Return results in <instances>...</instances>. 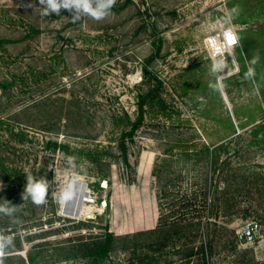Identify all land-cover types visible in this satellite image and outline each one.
<instances>
[{"label": "rangeland", "instance_id": "374dc122", "mask_svg": "<svg viewBox=\"0 0 264 264\" xmlns=\"http://www.w3.org/2000/svg\"><path fill=\"white\" fill-rule=\"evenodd\" d=\"M234 7L239 45L213 72L205 38ZM41 8L0 5V264H202L211 242L210 264H264V0H117L99 21ZM138 116L130 167L119 141ZM76 179L95 199L78 216L63 211ZM252 220L255 241L227 238Z\"/></svg>", "mask_w": 264, "mask_h": 264}, {"label": "clouds", "instance_id": "9594fccd", "mask_svg": "<svg viewBox=\"0 0 264 264\" xmlns=\"http://www.w3.org/2000/svg\"><path fill=\"white\" fill-rule=\"evenodd\" d=\"M116 2L117 0H39V4L43 6V8H41L42 13L45 16L50 15L51 13L59 15L61 8L67 9L69 11L74 8L77 10V12L86 13L98 21L111 14V9L115 6ZM238 11L239 10L237 7L229 10L225 20L217 25L222 30L220 35L223 36V40L220 39V35H208L205 38V43L213 55V72L222 70L225 67L226 58L223 54L226 51L231 54L233 47L239 43V37L237 34L231 27H227V25L231 23L235 16L238 15ZM258 59V55L254 56L251 63L255 64ZM254 74V69L249 68L248 72L246 73V77H252ZM210 87L212 86L210 85ZM214 87H216L217 90H222L224 85L222 82H219L218 79V84ZM47 188L48 182L46 180L41 179L39 181H35L32 177L28 178L27 191L32 194L34 203L42 204L45 202Z\"/></svg>", "mask_w": 264, "mask_h": 264}, {"label": "trees", "instance_id": "16d2710c", "mask_svg": "<svg viewBox=\"0 0 264 264\" xmlns=\"http://www.w3.org/2000/svg\"><path fill=\"white\" fill-rule=\"evenodd\" d=\"M136 119L137 120H135L132 127L127 126V127H124L123 130H121L122 134H121V139L119 141V147H120V151L123 155L124 162L127 164V166H130V167H131V164L129 162V157H128V153H127L128 145H127L126 139L128 136H131V137L134 136L133 134L135 132V128L139 125V122H140V116H138V118H136ZM63 146H66V145L63 144ZM107 183H108V180H107ZM172 226L173 225H169L168 227H156V228H152V229L128 233L126 235H116L112 231H107L106 233L102 234V236H99L97 238V240H94V242L84 244V246H85L84 249L86 251L85 253L87 255L95 257L96 261L103 260L110 255L112 250H114L116 243H118V242L129 241V246L138 247L139 246L138 242H139L140 238H142V237L151 236V237L155 238L157 235H159L160 238H162L164 234L170 236V234L172 232L171 231ZM223 229L228 235L227 238L231 237L233 242H236V241L241 242L239 240L237 230L230 229L228 226H223ZM228 240H230V239H228ZM154 241H155V239H153V242ZM212 247H213L212 242L209 245H207L206 247L205 246L201 247V249H202V257H201L202 264H210L211 263V255H210L211 253L210 252L212 250ZM5 252H9V251L0 250V253H5ZM4 256H8V255H4Z\"/></svg>", "mask_w": 264, "mask_h": 264}, {"label": "built area", "instance_id": "2783aa9c", "mask_svg": "<svg viewBox=\"0 0 264 264\" xmlns=\"http://www.w3.org/2000/svg\"><path fill=\"white\" fill-rule=\"evenodd\" d=\"M16 1L17 0H0V5H2L4 3H13V2H16ZM229 27H231L233 29V31L238 36L237 28L235 26H233V25L229 26ZM220 39L223 40V36L222 35H220ZM239 41H240V39H239ZM238 45H239V43H238ZM238 45L234 46L231 51H234V49ZM88 198L90 199V202H95V199L91 197V193L90 192L88 194ZM261 228H262L261 224L258 221L252 220V221L247 222L246 224H244L242 226L241 229L237 230V234L239 236V240L242 243H251V242L255 241V239L257 237V233H259L261 231Z\"/></svg>", "mask_w": 264, "mask_h": 264}, {"label": "bare ground", "instance_id": "6f19581e", "mask_svg": "<svg viewBox=\"0 0 264 264\" xmlns=\"http://www.w3.org/2000/svg\"><path fill=\"white\" fill-rule=\"evenodd\" d=\"M76 184H73L70 197L67 200V209L72 215L78 216L77 213L81 211L82 203L86 201H90L88 195L86 194V190L88 188L83 184L81 180H74ZM72 185V184H71ZM77 211V212H76Z\"/></svg>", "mask_w": 264, "mask_h": 264}, {"label": "water", "instance_id": "95a60500", "mask_svg": "<svg viewBox=\"0 0 264 264\" xmlns=\"http://www.w3.org/2000/svg\"><path fill=\"white\" fill-rule=\"evenodd\" d=\"M85 186H86V184L85 183H83ZM85 189H87V186H86V188ZM86 194L88 195L89 194V192L86 190ZM63 211L64 212H69L67 209H66V207L64 206V208H63ZM77 212V211H76ZM70 213V212H69Z\"/></svg>", "mask_w": 264, "mask_h": 264}, {"label": "crops", "instance_id": "0c3cea01", "mask_svg": "<svg viewBox=\"0 0 264 264\" xmlns=\"http://www.w3.org/2000/svg\"><path fill=\"white\" fill-rule=\"evenodd\" d=\"M238 32V31H237ZM238 36H239V32H238ZM239 39H240V36H239Z\"/></svg>", "mask_w": 264, "mask_h": 264}]
</instances>
